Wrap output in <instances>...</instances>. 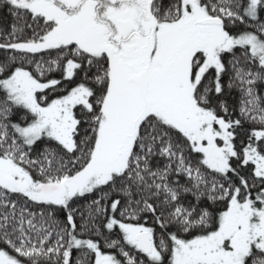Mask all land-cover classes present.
Segmentation results:
<instances>
[{
    "label": "snow or ice",
    "instance_id": "obj_1",
    "mask_svg": "<svg viewBox=\"0 0 264 264\" xmlns=\"http://www.w3.org/2000/svg\"><path fill=\"white\" fill-rule=\"evenodd\" d=\"M0 264H264V0H0Z\"/></svg>",
    "mask_w": 264,
    "mask_h": 264
},
{
    "label": "trees",
    "instance_id": "obj_2",
    "mask_svg": "<svg viewBox=\"0 0 264 264\" xmlns=\"http://www.w3.org/2000/svg\"><path fill=\"white\" fill-rule=\"evenodd\" d=\"M0 18H2L4 25L6 26L7 22L10 21V17H8L7 13H0Z\"/></svg>",
    "mask_w": 264,
    "mask_h": 264
}]
</instances>
